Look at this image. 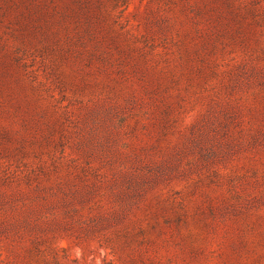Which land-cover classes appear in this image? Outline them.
<instances>
[{"label":"rangeland","instance_id":"rangeland-1","mask_svg":"<svg viewBox=\"0 0 264 264\" xmlns=\"http://www.w3.org/2000/svg\"><path fill=\"white\" fill-rule=\"evenodd\" d=\"M0 264H264V0H0Z\"/></svg>","mask_w":264,"mask_h":264}]
</instances>
